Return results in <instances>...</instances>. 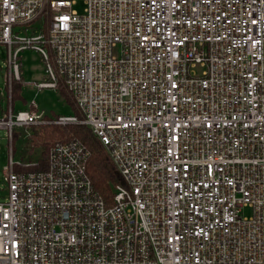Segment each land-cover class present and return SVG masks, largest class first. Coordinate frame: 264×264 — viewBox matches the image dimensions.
I'll use <instances>...</instances> for the list:
<instances>
[{"label":"built area","instance_id":"built-area-1","mask_svg":"<svg viewBox=\"0 0 264 264\" xmlns=\"http://www.w3.org/2000/svg\"><path fill=\"white\" fill-rule=\"evenodd\" d=\"M82 1L0 0L10 84L34 49L83 114L0 128L85 124L122 182L108 204L79 139L11 157L0 264H264V0Z\"/></svg>","mask_w":264,"mask_h":264},{"label":"rangeland","instance_id":"rangeland-1","mask_svg":"<svg viewBox=\"0 0 264 264\" xmlns=\"http://www.w3.org/2000/svg\"><path fill=\"white\" fill-rule=\"evenodd\" d=\"M74 9L83 11L84 1L77 0ZM40 23L36 21V25ZM27 33V32H24ZM22 73V95L24 100L16 99L13 106L15 111L29 110L42 115L53 117L55 115L73 114L72 106L67 102L57 88L37 87V84L50 79L46 72V63L40 52L34 49H25L20 56ZM8 50L4 44L0 43V106L7 108L9 95L6 88L9 81L8 72ZM35 104L36 107H33ZM6 114V113H4ZM0 116H4L1 115ZM14 137H10L7 128H0V198L4 199L7 194L8 179L5 170L8 169L10 158L14 162H22L26 165L39 162L42 157V147L31 148L28 138L29 128L25 126H14Z\"/></svg>","mask_w":264,"mask_h":264},{"label":"trees","instance_id":"trees-1","mask_svg":"<svg viewBox=\"0 0 264 264\" xmlns=\"http://www.w3.org/2000/svg\"><path fill=\"white\" fill-rule=\"evenodd\" d=\"M48 25L49 19L46 18L44 24L45 32H47ZM21 80L22 77L21 79L13 77L11 84L10 80L7 81L6 88L9 95V101L7 108L0 106L1 115H5L4 113L7 114L9 107H14L13 104L16 99L24 100ZM57 90L72 106L73 114L82 118L83 114L81 113L72 92L62 78L59 79ZM33 109L34 108H32V110ZM28 138L32 149L35 147H42L41 159L37 164L29 168L46 167L48 152L54 143L79 139L90 151L87 171L91 177L94 188L108 204H111L114 195V188L117 184L122 182V177L103 144L87 125L81 123H69L65 125L55 123L31 125L29 127Z\"/></svg>","mask_w":264,"mask_h":264},{"label":"crops","instance_id":"crops-1","mask_svg":"<svg viewBox=\"0 0 264 264\" xmlns=\"http://www.w3.org/2000/svg\"><path fill=\"white\" fill-rule=\"evenodd\" d=\"M33 110H35V108Z\"/></svg>","mask_w":264,"mask_h":264}]
</instances>
